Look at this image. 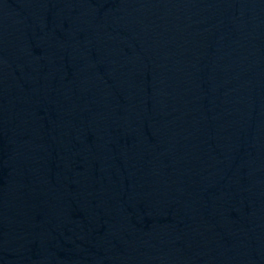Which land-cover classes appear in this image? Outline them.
<instances>
[{
	"label": "water",
	"instance_id": "water-1",
	"mask_svg": "<svg viewBox=\"0 0 264 264\" xmlns=\"http://www.w3.org/2000/svg\"><path fill=\"white\" fill-rule=\"evenodd\" d=\"M0 264H264V0H0Z\"/></svg>",
	"mask_w": 264,
	"mask_h": 264
}]
</instances>
